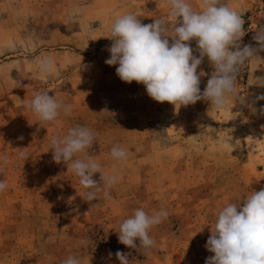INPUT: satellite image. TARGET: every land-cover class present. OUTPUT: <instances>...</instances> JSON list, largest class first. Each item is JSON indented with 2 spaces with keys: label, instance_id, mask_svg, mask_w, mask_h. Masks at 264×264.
<instances>
[{
  "label": "rangeland",
  "instance_id": "rangeland-1",
  "mask_svg": "<svg viewBox=\"0 0 264 264\" xmlns=\"http://www.w3.org/2000/svg\"><path fill=\"white\" fill-rule=\"evenodd\" d=\"M222 2L245 21L240 47L258 48L253 37L264 26V0ZM129 12L150 24L167 9L165 0H0V180L7 182L0 192V264H61L69 256L120 264L117 251L129 264H205L214 255L205 245L218 212L264 189V51L237 77L243 102L230 100L222 110L204 100L160 103L143 84L122 81L118 64H105L111 24ZM188 43L198 57L196 41ZM44 57L53 58L55 72L42 80ZM201 71L203 92L214 71L207 57ZM39 91L71 105L70 115L39 121L24 106ZM76 125L94 131L86 153L104 171L115 163L114 145L128 151L111 199L101 192L86 201L68 164L53 160L51 137ZM137 208L169 213L150 230L156 244L149 250L138 240L137 248L118 240L120 223Z\"/></svg>",
  "mask_w": 264,
  "mask_h": 264
},
{
  "label": "clouds",
  "instance_id": "clouds-1",
  "mask_svg": "<svg viewBox=\"0 0 264 264\" xmlns=\"http://www.w3.org/2000/svg\"><path fill=\"white\" fill-rule=\"evenodd\" d=\"M165 7L167 14L156 17L150 24H142L131 12L117 16L110 27L109 38L113 43L105 64H118L116 74L122 81L143 84L148 96L160 103L180 107L204 100L210 102L212 108L222 110L230 100L243 102L244 98L236 89L237 77L246 62L258 57V51H264V26L258 28L253 37L258 48L251 45L241 48L245 21L241 12L222 0H198V3L165 0ZM192 40L196 41L198 57L188 43ZM205 57L214 71L201 92V75L204 73L198 74L197 68ZM54 72L52 57L39 60L40 79H47ZM258 99H264V96ZM24 106L45 123L55 122L61 115L67 117L72 111L71 105L48 91L34 93ZM94 141V131L83 125L71 127L63 135H53L50 139L53 160L68 164L86 190L88 202L96 200L101 192L105 199H111V190L121 179L118 165L128 158L127 149L114 145L110 157L115 163L106 172L97 159L86 153ZM80 153L85 155L80 157ZM19 155L21 159L25 158L24 152ZM97 173L100 174L99 181L93 178ZM6 189L7 182L0 180V192ZM168 216V211L163 208L151 214L143 208L135 209L119 225V242L137 248L138 240L139 248H153L156 241L150 236V230ZM205 247L214 253L205 264H264V189L251 191L240 204L223 206ZM115 256L120 264H129L124 253L117 251ZM61 264H81V260L69 256Z\"/></svg>",
  "mask_w": 264,
  "mask_h": 264
}]
</instances>
